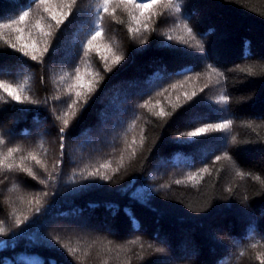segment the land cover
Returning a JSON list of instances; mask_svg holds the SVG:
<instances>
[{
    "label": "trees",
    "instance_id": "1",
    "mask_svg": "<svg viewBox=\"0 0 264 264\" xmlns=\"http://www.w3.org/2000/svg\"><path fill=\"white\" fill-rule=\"evenodd\" d=\"M178 2L179 12L161 4L138 25L131 5L113 13L114 0L103 13L100 0H77L57 27L38 0H0V24L30 10L18 25L24 42L42 49L47 39L49 48L33 61L5 43H17V26L0 29V80L25 85L20 94L37 102L0 90V264H264V0ZM51 7L67 11L62 0ZM97 24L104 32L94 45L107 59L95 48L83 55ZM113 54L124 59L113 64ZM76 67L82 94L73 108ZM224 119L233 121L227 132L181 135Z\"/></svg>",
    "mask_w": 264,
    "mask_h": 264
},
{
    "label": "snow or ice",
    "instance_id": "2",
    "mask_svg": "<svg viewBox=\"0 0 264 264\" xmlns=\"http://www.w3.org/2000/svg\"><path fill=\"white\" fill-rule=\"evenodd\" d=\"M38 2H39V5L45 6L44 11L49 14L51 19L55 21L57 27H59L72 14V7L71 6L76 4L77 0H62L65 7L67 8V11H60V12H56L52 9V7H51L52 0H38ZM113 4H114V0H100V9L99 10L102 11L103 13H108L109 6L113 5ZM161 4H163L165 8H167L173 12H179L181 9V5L178 2V0H148V2H146V3H137V0H115V6L112 8V12L114 13L116 10V7H119L120 5H125V6L131 5L133 8L139 10V17L132 16L130 13L129 14L130 18L132 20H134L139 25L141 22V18H145V19L148 18L146 16V10H148L150 12V10H152L153 8H155L156 6L161 5ZM29 15H30V10H25L18 16V18L12 19L9 22L4 23V24H0V29L11 28L13 26H17L14 29L17 33H19V35H17L15 38L17 43H13L11 41H8L6 38H4L5 43L11 49H14V50L20 52L21 54H23L26 57H30L31 60H33V61L42 60L44 54L49 51L48 40L45 39L44 47L42 49L38 47L35 39H32L30 43H25L24 42V35H23V28L18 27V25H21L26 21V19L29 17ZM97 19L102 20V16H98ZM35 26L41 32V34L44 37L47 38V37H50L52 35V33L50 31L44 30V25L41 23L40 20L36 21ZM184 27L187 29V32L189 34H191L194 39H196V47L200 48L202 50V47H203L202 41H200L198 38L195 37L193 29L187 24H185ZM143 28L145 31H147V30H149V25L147 23H145L143 25ZM128 31L130 33L133 31L138 32V31H140V29H139V27L136 29L129 28ZM103 32H104V29L102 27H100L99 24H97L96 29L93 30V32L90 34V38H88L86 40V42L83 43V45H82L83 55L85 57H87L89 55V52L95 48V51L97 52L98 55L101 56L102 59H107V57L103 56V53L101 52L100 47L94 45V42L97 41V39L103 35ZM30 35H31V33H29V36ZM167 39L171 41L173 39V37L167 36ZM179 40L185 44L188 43L187 41L184 40L183 37H180ZM140 42L142 44L146 43L145 40H141ZM108 50L111 51V48H109ZM123 59H124L123 56L113 54L112 63L113 64H119ZM209 67H211V66H209ZM105 70L110 71L111 69H109L107 67V65L105 64ZM213 71H216V70L213 69ZM63 78L64 77H61V79H63ZM82 79H83V77H82L81 69H80V67H76L75 68V76L73 77V85L70 86V88H69L70 93L73 91V88H75V97L77 99H74L72 101L71 107H73V108L75 107L77 100L81 97V94H82L81 90H80ZM26 83H27V81H25V84ZM91 85H92V81H89L87 84V91L88 92L93 91V88ZM24 87H25V85H23V84L18 85V86H14V85H11V84L3 81V80H0V90H2L4 93H6L13 101H16L18 103H25V102L33 103V104L37 103L36 101L32 100L27 95L22 96L20 94L22 91H24ZM171 87L175 88L176 85L173 84ZM185 95H186L188 100H192V98L194 96H196V93L193 92L190 96L187 93ZM229 99H230V97L227 95H222L219 97V100L221 102H228ZM67 115H68V113H65L64 116L58 117V119L63 121V125H64V127L59 128V132L61 134H63L65 132V128L69 125V120L65 118V116H67ZM72 115L74 116L75 112H73ZM156 115L163 116V115H170V114H166L163 111H161V112L156 113ZM232 125H233V121L231 119H224L218 123L205 124L202 127H197L194 131L182 133L181 135H186L187 137L207 136L209 133H212V132H227L231 129ZM234 139H235V137H233V140ZM141 143H142V141H141ZM61 147H63V144H61ZM18 150L19 149H9L8 155H11L13 152L18 151ZM134 154H135V150H133V155ZM29 156L33 161H36V163H38V164L40 163V161L37 159V157L34 154L30 153ZM225 158H229L227 153H225ZM6 159H7L6 157L4 159H0V165H3ZM220 159H221L220 156L216 157L217 161H219ZM6 167L8 170H12L13 165L7 164ZM102 167L108 168V167H110V164H104V165H102ZM20 168L23 172L29 174L33 178L36 177V173L33 172L32 168L24 167L23 163H21ZM201 171L206 172V171H208V169L205 168ZM96 174H97L96 172L89 173L90 176H94ZM239 174L243 175V173H239ZM196 175L197 174H195V173L190 174L188 179L190 181L195 180ZM103 179L107 180V179H110V177H108L107 175H104ZM176 183L179 184V183H181V181L178 180V181H176ZM39 203H40V200L37 199L36 204H39ZM36 211L39 212L40 209L37 208ZM28 219H29L28 216H24L23 220L17 218L16 223L18 225L23 224ZM5 234H6V230L3 227V221H0V235H5ZM56 239H57V241L59 240L58 237ZM61 247H65L66 250L70 254H74L76 251H78V249L67 248L66 245H61ZM157 251H162V249H157Z\"/></svg>",
    "mask_w": 264,
    "mask_h": 264
},
{
    "label": "rangeland",
    "instance_id": "3",
    "mask_svg": "<svg viewBox=\"0 0 264 264\" xmlns=\"http://www.w3.org/2000/svg\"><path fill=\"white\" fill-rule=\"evenodd\" d=\"M114 100V99H113ZM100 139V141H107V139L105 138V137H101V138H99ZM162 161V160H161ZM95 215V214H94ZM96 216V215H95ZM106 215H103V217H102V220L101 221H103V219L105 218V220L107 221V223H105L106 225L107 224H109V225H111V226H109V227H107L108 229H113L114 230V227H113V221L111 220V219H108L107 217H105ZM95 220L96 221H98L99 219H96L95 218ZM85 225V226H84ZM87 225V226H86ZM100 225V226H99ZM101 225H103V223L101 222L100 224H95L94 226L95 227H101ZM80 227H83L82 229L83 230H86V231H93L92 229H90V228H86L85 229V227H90V226H88V224H86V222L84 223L83 222V225H80ZM106 227V226H105ZM167 241H168V239H167ZM4 241H2V243H0V247H3L4 246ZM192 243H193V241L191 240V239H188V241L185 243V249L188 251V252H190L191 250H192V248H193V246H192ZM170 246H172V245H170ZM165 263V262H164ZM164 263H162V264H164Z\"/></svg>",
    "mask_w": 264,
    "mask_h": 264
}]
</instances>
